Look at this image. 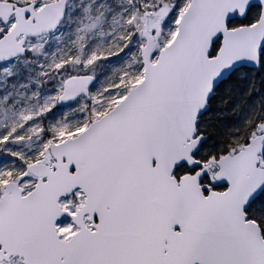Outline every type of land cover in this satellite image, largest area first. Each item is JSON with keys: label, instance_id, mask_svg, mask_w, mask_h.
<instances>
[{"label": "snow or ice", "instance_id": "6c2138e0", "mask_svg": "<svg viewBox=\"0 0 264 264\" xmlns=\"http://www.w3.org/2000/svg\"><path fill=\"white\" fill-rule=\"evenodd\" d=\"M0 264H264V0H0Z\"/></svg>", "mask_w": 264, "mask_h": 264}]
</instances>
